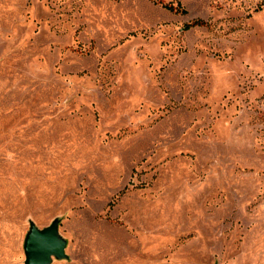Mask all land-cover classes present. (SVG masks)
<instances>
[{
  "label": "rangeland",
  "instance_id": "obj_1",
  "mask_svg": "<svg viewBox=\"0 0 264 264\" xmlns=\"http://www.w3.org/2000/svg\"><path fill=\"white\" fill-rule=\"evenodd\" d=\"M53 223L50 264H264V0H0V264Z\"/></svg>",
  "mask_w": 264,
  "mask_h": 264
},
{
  "label": "water",
  "instance_id": "obj_2",
  "mask_svg": "<svg viewBox=\"0 0 264 264\" xmlns=\"http://www.w3.org/2000/svg\"><path fill=\"white\" fill-rule=\"evenodd\" d=\"M24 264H50L54 256H66V242L60 237L57 223L45 228L32 226L25 238Z\"/></svg>",
  "mask_w": 264,
  "mask_h": 264
},
{
  "label": "trees",
  "instance_id": "obj_3",
  "mask_svg": "<svg viewBox=\"0 0 264 264\" xmlns=\"http://www.w3.org/2000/svg\"><path fill=\"white\" fill-rule=\"evenodd\" d=\"M165 7L175 11V12H185L186 9L182 6V4L179 2L177 3L176 5L173 4V3H164L163 4ZM202 24H205V21L202 20V19H196L194 20L193 22L187 24L186 27H191V26H194V25H202Z\"/></svg>",
  "mask_w": 264,
  "mask_h": 264
}]
</instances>
